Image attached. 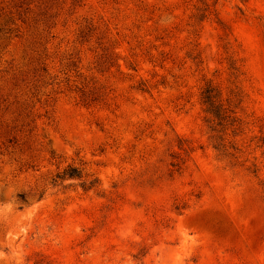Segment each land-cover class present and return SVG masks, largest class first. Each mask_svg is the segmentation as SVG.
<instances>
[{"label":"rangeland","instance_id":"obj_1","mask_svg":"<svg viewBox=\"0 0 264 264\" xmlns=\"http://www.w3.org/2000/svg\"><path fill=\"white\" fill-rule=\"evenodd\" d=\"M0 264H264V0H0Z\"/></svg>","mask_w":264,"mask_h":264},{"label":"trees","instance_id":"obj_2","mask_svg":"<svg viewBox=\"0 0 264 264\" xmlns=\"http://www.w3.org/2000/svg\"><path fill=\"white\" fill-rule=\"evenodd\" d=\"M233 75L236 79L238 68L234 61H231V67ZM242 94L238 87L235 85L228 91L226 96L223 98V94L216 87L211 84H206L200 92V100L205 108L207 115L206 122L210 125V130L215 132L216 128H223L224 126L233 127L238 123L236 114L242 104ZM238 129L233 130V136H236ZM239 132V131H237ZM218 150L219 155L225 158L234 159V154L230 153L229 150H236L232 145L227 146L224 143H219L215 147ZM62 177L73 178L78 177V173L75 169H68L63 172ZM58 178H60L58 176Z\"/></svg>","mask_w":264,"mask_h":264}]
</instances>
